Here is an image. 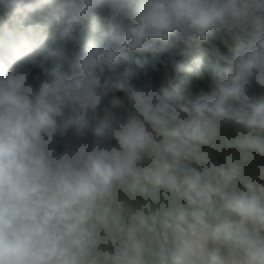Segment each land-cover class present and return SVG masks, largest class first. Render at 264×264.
Returning <instances> with one entry per match:
<instances>
[{"label":"clouds","instance_id":"obj_1","mask_svg":"<svg viewBox=\"0 0 264 264\" xmlns=\"http://www.w3.org/2000/svg\"><path fill=\"white\" fill-rule=\"evenodd\" d=\"M0 3V264H264V0Z\"/></svg>","mask_w":264,"mask_h":264},{"label":"trees","instance_id":"obj_2","mask_svg":"<svg viewBox=\"0 0 264 264\" xmlns=\"http://www.w3.org/2000/svg\"><path fill=\"white\" fill-rule=\"evenodd\" d=\"M101 19L107 15V12L99 13ZM92 21H87L85 24V31L92 34ZM29 27L33 29L32 33L28 32ZM52 30V25H40V24H28L24 20V14H9L7 12L0 11V38L5 37L6 31H11L15 35L21 33L28 35H47ZM84 45H81V50ZM179 49H172L167 53H138L134 54L142 61H146L143 68L137 67L135 64L130 65L138 74L137 82L148 78L149 76L158 78L162 73L157 71L161 68V62L166 60L172 54H178ZM219 65V61L212 55L200 57L198 55L188 56L186 58L185 69L180 73H172L173 82L178 85L182 91L195 92V87H198L202 83L198 78L194 76V72L200 69L205 76L210 71L212 66ZM222 67L221 65H219Z\"/></svg>","mask_w":264,"mask_h":264},{"label":"rangeland","instance_id":"obj_3","mask_svg":"<svg viewBox=\"0 0 264 264\" xmlns=\"http://www.w3.org/2000/svg\"><path fill=\"white\" fill-rule=\"evenodd\" d=\"M0 11L7 12L9 14H14L15 13L11 8L5 7L2 3H0ZM218 46L220 47L222 52L227 54V49L224 48V46L222 44H218ZM182 48H183V46H181L179 48V50H182ZM195 55H198L195 51H191L190 54H189V56H195ZM209 55H211V54H209ZM219 65H221L222 67L224 66L221 62H219ZM172 76H173V74H172ZM158 78H155V79H158ZM201 86H203L202 83H200V85L198 87H195L196 88L195 91ZM121 98L123 99L122 94H121Z\"/></svg>","mask_w":264,"mask_h":264}]
</instances>
